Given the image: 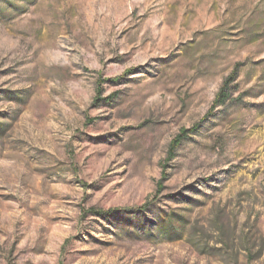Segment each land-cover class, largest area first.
Instances as JSON below:
<instances>
[{"label": "rangeland", "instance_id": "obj_1", "mask_svg": "<svg viewBox=\"0 0 264 264\" xmlns=\"http://www.w3.org/2000/svg\"><path fill=\"white\" fill-rule=\"evenodd\" d=\"M0 264H264V0H0Z\"/></svg>", "mask_w": 264, "mask_h": 264}, {"label": "trees", "instance_id": "obj_2", "mask_svg": "<svg viewBox=\"0 0 264 264\" xmlns=\"http://www.w3.org/2000/svg\"><path fill=\"white\" fill-rule=\"evenodd\" d=\"M231 97V89L227 83H225L219 92L216 95L214 104L216 105H223L228 101ZM187 134H180L177 138H174L172 142L170 143L171 149L174 150L178 145L180 144L181 140L184 138V136Z\"/></svg>", "mask_w": 264, "mask_h": 264}]
</instances>
